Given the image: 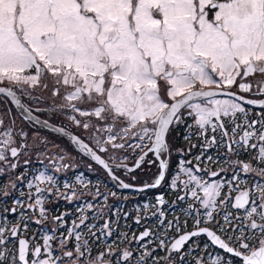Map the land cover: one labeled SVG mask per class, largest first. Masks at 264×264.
Instances as JSON below:
<instances>
[{
    "label": "snow or ice",
    "instance_id": "snow-or-ice-1",
    "mask_svg": "<svg viewBox=\"0 0 264 264\" xmlns=\"http://www.w3.org/2000/svg\"><path fill=\"white\" fill-rule=\"evenodd\" d=\"M0 99L22 121L68 136L117 187L143 192L167 184L172 205H186L183 222L157 209L161 231L146 228L131 238L121 232L106 244L116 231L112 222L95 230L88 222L107 204V196L104 205L92 202L101 196L98 186L84 191L89 182L77 176L61 191L53 175L29 179L26 169L2 188L5 197L17 182L30 191L4 208L19 213L15 223L0 217V264H264V0H0ZM34 112H48L54 122ZM181 126L187 150L173 143ZM37 138L30 143L11 112L0 113V176L14 173L21 158L29 165L31 151L46 156L38 149L49 141ZM145 164L157 171L142 186L116 174ZM51 196L92 201L77 207L79 222L66 234L57 237L53 227L39 242L36 232L26 235L30 220L50 218L64 228L69 215L49 217ZM155 199L167 203L162 194Z\"/></svg>",
    "mask_w": 264,
    "mask_h": 264
},
{
    "label": "flooded vegetation",
    "instance_id": "flooded-vegetation-1",
    "mask_svg": "<svg viewBox=\"0 0 264 264\" xmlns=\"http://www.w3.org/2000/svg\"><path fill=\"white\" fill-rule=\"evenodd\" d=\"M47 95V94H46ZM23 103L27 104L30 107H35L31 100L27 97H21ZM46 105H40L41 107L51 106V101H47ZM259 108H256V111H259ZM8 111L11 112V116L16 120L17 129L23 127L28 133L29 142H32L33 134H38L37 142L39 138H44L49 143L46 148L44 145H41L38 151H45L46 156L37 159L36 151H31L30 159L31 163L29 165L23 164V158L19 161L20 167L15 170L14 173L8 175L0 176V217H6L12 223L16 222L19 213H4V208H11L13 206V201L17 199L26 200V197H20V192H29L30 189L25 183L17 182L16 188H9V196H3V185L7 184L10 180L15 181V176L19 175L22 172L28 171V178L31 179L34 175H38L39 172L43 171L46 175H53L56 180L59 182V187L61 191H64L63 184L73 183L77 176H80L84 181L89 182V188L84 189L88 191L89 189L92 192L97 190L96 186L99 187L101 196L97 197L95 201H92V197L88 196L87 200L85 197H81L80 200H76L73 203H68L66 200H56L55 196L49 197V202L44 206L49 209V217L58 216L63 212H68L69 215L65 219L64 228H60L59 225H54L51 219L45 220L43 224L37 225L33 221H29L30 228L26 235L29 237L32 236L33 232L37 233L35 239L39 242L41 241L40 234L47 233L52 234L53 227L57 228L55 235L60 236L61 232H65L66 228L72 225L74 219L78 221L79 213H77V207H80L83 203L87 201H92L97 205H104V197L107 196V204L104 207V214L102 217H98L94 220H89V223L94 225V230L101 228L105 220L112 222V227L116 230L115 234L111 237H108L105 241L106 244L112 243L117 239L121 232L126 233L129 238L133 235L139 236L146 228L151 229L153 233L161 231V221L159 219V213L157 209L165 212L166 219L172 220L173 217H179L181 222H183L184 217L181 215L183 207H186L184 204L172 205V201L175 199V195L168 188L167 184H162L157 189H145L143 192L137 191L135 188L122 189L117 187L116 182L112 181L105 173V171L97 165L94 161L87 156H84L80 153L77 147L71 143V141L59 133L50 131L48 129L40 128L38 124H35L33 121H22V115L17 111L15 106L11 105L10 102L6 99H0V113L6 114ZM38 115L41 120L49 119L50 123L54 121L51 119L48 112L44 113H33ZM11 123L7 115L4 116V124L7 127ZM57 126H59L58 122ZM185 128L183 126L178 127L172 133L174 137L173 143L175 149H185L189 147L187 141L184 140ZM196 138L193 137L192 141L195 142ZM55 145V146H54ZM58 146V147H57ZM63 150V151H62ZM193 154H199L200 149H193ZM223 151V150H221ZM209 154L215 155L214 150H209ZM64 156V161H59L58 159H52V157ZM180 157L175 154L172 157V166L175 168V164L178 162ZM43 160V163H41ZM60 163H68L72 165L68 169H62L61 171H55V167ZM129 167L133 166L134 160H129ZM91 164L92 168L90 169L88 165ZM203 167V165H202ZM211 170L215 171L219 165H208ZM155 167H151L145 164L141 169L135 170L134 173H127L124 169H116V174L120 179L124 180L126 183H130L136 186H142L145 182H152L153 174L156 172ZM135 175L137 179L133 180L131 177ZM34 190V189H33ZM116 192L115 197L111 196V192ZM162 194L164 196L166 205L156 204V196ZM127 197V198H126ZM54 201V202H53ZM148 204L147 209L144 208V205ZM125 213L127 215H125ZM155 213V215L153 214ZM29 215L31 212L29 211ZM89 216L94 215V213H88ZM137 219L140 220V223H136ZM192 221L188 220V229L191 230ZM83 230V229H82ZM175 235L172 230H169V237ZM152 239H155L153 237ZM147 242V241H145ZM206 242L205 237L199 239L201 247ZM104 244H101L100 247H103ZM123 246V245H121ZM129 247L135 249L138 247L137 243L133 241ZM155 247V245H153ZM210 251L216 252L212 246L209 247ZM163 255V253H159Z\"/></svg>",
    "mask_w": 264,
    "mask_h": 264
},
{
    "label": "water",
    "instance_id": "water-1",
    "mask_svg": "<svg viewBox=\"0 0 264 264\" xmlns=\"http://www.w3.org/2000/svg\"><path fill=\"white\" fill-rule=\"evenodd\" d=\"M18 112H19V110H17ZM20 113V112H19ZM21 115H23L22 113H20ZM40 126V128H44V127H42L41 125H39ZM44 129H48V128H44ZM48 130H50L51 131V129H48ZM66 138H68L69 139V137L68 136H66ZM70 140V139H69Z\"/></svg>",
    "mask_w": 264,
    "mask_h": 264
},
{
    "label": "rangeland",
    "instance_id": "rangeland-1",
    "mask_svg": "<svg viewBox=\"0 0 264 264\" xmlns=\"http://www.w3.org/2000/svg\"><path fill=\"white\" fill-rule=\"evenodd\" d=\"M50 101V100H49ZM43 105H46V104H43ZM46 107H49V106H46Z\"/></svg>",
    "mask_w": 264,
    "mask_h": 264
}]
</instances>
